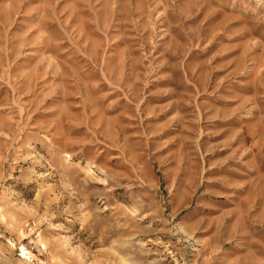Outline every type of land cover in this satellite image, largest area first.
I'll list each match as a JSON object with an SVG mask.
<instances>
[{"label":"rangeland","instance_id":"374dc122","mask_svg":"<svg viewBox=\"0 0 264 264\" xmlns=\"http://www.w3.org/2000/svg\"><path fill=\"white\" fill-rule=\"evenodd\" d=\"M0 264H264V0H0Z\"/></svg>","mask_w":264,"mask_h":264}]
</instances>
